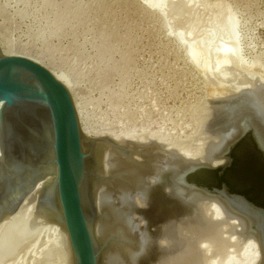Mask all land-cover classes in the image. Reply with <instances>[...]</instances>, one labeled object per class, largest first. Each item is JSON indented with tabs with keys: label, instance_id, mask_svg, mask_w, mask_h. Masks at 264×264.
I'll return each mask as SVG.
<instances>
[{
	"label": "water",
	"instance_id": "obj_1",
	"mask_svg": "<svg viewBox=\"0 0 264 264\" xmlns=\"http://www.w3.org/2000/svg\"><path fill=\"white\" fill-rule=\"evenodd\" d=\"M175 26L209 82V98L195 110L198 137L172 145L145 135L87 137L68 88L43 65L5 55L0 45V224L44 180L22 208L37 200L36 212L0 229V263L16 264L54 226L60 248L34 264H207L216 256L224 264L251 239L262 255L257 264H264V208L225 182L209 188L189 180L194 174L214 185L213 171L222 176L232 167V153L247 136L264 156V83L241 68L208 15L185 12ZM235 154L231 188L264 204V168H250V142ZM212 202L223 220L207 217Z\"/></svg>",
	"mask_w": 264,
	"mask_h": 264
},
{
	"label": "rangeland",
	"instance_id": "obj_2",
	"mask_svg": "<svg viewBox=\"0 0 264 264\" xmlns=\"http://www.w3.org/2000/svg\"><path fill=\"white\" fill-rule=\"evenodd\" d=\"M179 4L160 13L144 0H0V41L4 54L27 57L74 84L85 135L187 142L202 130L195 110L209 98V82L191 62L175 19L190 11L214 21L222 9L237 13L244 54L258 62L252 74L264 81V0ZM60 244L44 228L16 264L40 262Z\"/></svg>",
	"mask_w": 264,
	"mask_h": 264
},
{
	"label": "bare ground",
	"instance_id": "obj_3",
	"mask_svg": "<svg viewBox=\"0 0 264 264\" xmlns=\"http://www.w3.org/2000/svg\"><path fill=\"white\" fill-rule=\"evenodd\" d=\"M144 2L146 3L147 7L150 8L151 10L157 11V12L158 11L162 12L163 10H165L167 8H173L174 9V8L178 7V6L173 5L175 3L185 4V2H186L187 5H189L191 7H195V6L199 5V3L201 4L202 0H144ZM214 19H215L216 23L225 32L241 68L244 69L245 71L249 72V73H253V71H255L257 68L258 62L256 60H253V61L248 60V58L244 54L243 40H242V33H241V21L237 15V13H233L228 8L222 9L220 12L216 13ZM0 45L2 46L1 49L4 48L1 41H0ZM2 52H3V49H2ZM5 55L16 56V54H8L6 52H5ZM52 73L58 81L63 83L68 88V90L71 93L75 90L74 84L72 82H70V80L65 75L57 74L55 72H52ZM261 81H263V80L261 79ZM263 83H264V81H263ZM76 108L78 110L79 115L81 116V110L82 109H81L80 105L77 103H76ZM85 133L88 137H94V136H91L87 132H85ZM102 135H110V137H112L118 141L123 140V139L135 140V138H134L135 136L133 135V137H132L131 134L130 135L127 134L125 137L115 136V135H111L108 133L102 134ZM102 135H99V136H102ZM136 138L138 139V137H136ZM150 138L152 139L154 137H150ZM154 139H156V140H154L156 142L167 144V145H172L175 143V142H172V141L166 139L165 137H160V136L158 138H154ZM43 184H44V180H42L41 182L38 183L37 188L25 200V203L21 206V208L15 214H13L10 217V220H15V219H18L21 217L25 218V219H29L32 211L34 209H36L37 200L34 203L30 204L26 209L22 210V208L24 205L28 204V199L32 195L37 194V192L43 186ZM37 197H38V194H37ZM34 212H36V211L34 210ZM207 217L208 218L212 217L214 221H217V220H223L225 218V214H224V211L222 210V208L216 202H212V204L210 205V208L208 210ZM10 220L3 221L0 224V229L3 226H5L7 223H9ZM230 224L239 225V221L238 220H231ZM46 230H48V232H50V233H53V234H56L57 236H60L58 229L54 226H47ZM261 256L262 255L260 252L259 244L254 239H251V240L247 241L244 244V246L242 247L240 256H238L236 254L229 253L226 257L224 264H257L260 261ZM220 260H221V256H216L215 259H209L207 264H219Z\"/></svg>",
	"mask_w": 264,
	"mask_h": 264
},
{
	"label": "trees",
	"instance_id": "obj_4",
	"mask_svg": "<svg viewBox=\"0 0 264 264\" xmlns=\"http://www.w3.org/2000/svg\"><path fill=\"white\" fill-rule=\"evenodd\" d=\"M247 141L250 142V144H251V149H252V152H253V155H254V159H255L254 164H253V165H255V167H253V165H251L250 168L252 169V171H256V172L260 173L263 170V168H264L263 167L264 166V156L257 149V146H256L254 140L252 139V137L251 136H247L241 143H239V145H237V147L234 149V151L232 153V157L234 159L232 167L227 169L222 176L219 175V171L220 170L213 171L216 174V178H217V182L214 185L208 184L206 182H203L202 180L194 178V174L189 177V180L191 182L197 183L200 186H206V187H209V188H214V187L220 188L222 183L225 182L229 186L230 191H234L231 188V184H230V180H229V174L234 171V169L236 168V164L238 162V157L235 154L236 150L239 149L240 147H242V145L245 142H247ZM238 193L246 194V193L240 192V191ZM246 195H248V194H246Z\"/></svg>",
	"mask_w": 264,
	"mask_h": 264
},
{
	"label": "flooded vegetation",
	"instance_id": "obj_5",
	"mask_svg": "<svg viewBox=\"0 0 264 264\" xmlns=\"http://www.w3.org/2000/svg\"><path fill=\"white\" fill-rule=\"evenodd\" d=\"M231 192L238 193V192H234V191H231ZM238 194L246 196L250 201L254 202L256 205L261 206V207L264 208V204H261V203L257 202V200L252 199L250 196H248L246 194H243V193H238Z\"/></svg>",
	"mask_w": 264,
	"mask_h": 264
}]
</instances>
